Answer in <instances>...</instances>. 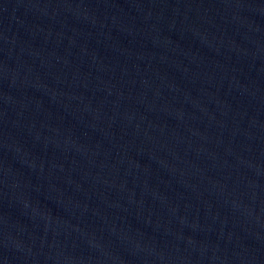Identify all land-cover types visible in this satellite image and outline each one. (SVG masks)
I'll list each match as a JSON object with an SVG mask.
<instances>
[{"label": "water", "instance_id": "obj_1", "mask_svg": "<svg viewBox=\"0 0 264 264\" xmlns=\"http://www.w3.org/2000/svg\"><path fill=\"white\" fill-rule=\"evenodd\" d=\"M0 264H264V0H0Z\"/></svg>", "mask_w": 264, "mask_h": 264}]
</instances>
